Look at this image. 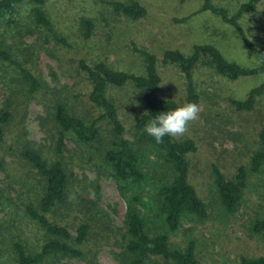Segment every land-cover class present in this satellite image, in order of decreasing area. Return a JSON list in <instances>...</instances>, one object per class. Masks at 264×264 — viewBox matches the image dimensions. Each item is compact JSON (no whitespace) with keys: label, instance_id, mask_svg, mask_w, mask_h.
<instances>
[{"label":"trees","instance_id":"1","mask_svg":"<svg viewBox=\"0 0 264 264\" xmlns=\"http://www.w3.org/2000/svg\"><path fill=\"white\" fill-rule=\"evenodd\" d=\"M260 2L248 0L235 16L209 4H205L203 11L218 15L242 33L237 26L238 20L254 14ZM108 5L111 16L117 21L137 22L147 16V9L137 0ZM50 16L47 0H0V77L5 81L8 94L0 109V149L7 145L13 116L17 110L20 111L18 98L24 95L26 101L39 99L51 91L35 69V65L39 69L35 56L44 50L43 45L38 44L54 42L72 49L68 39L56 31ZM105 26L110 27V22L106 21ZM96 29L97 23L92 18L80 19L79 35L85 41L94 37ZM28 37H36L37 43L27 44L25 40ZM249 48L258 60L253 68L228 61L211 45L195 46L191 55L168 51L161 60L147 50L133 46V51L144 62V74L141 76L116 70L103 61L92 65L80 61L79 75L87 89L82 97L93 110L92 119L84 121L71 113L66 104L57 103L49 109L51 124H48L55 131L50 135L56 146L53 150L55 155L49 158L32 142L19 141V156L32 172L19 179L20 190L15 191L18 205L23 209L14 205L12 193L0 188V209L8 208V214L13 211L16 218L18 215L23 217L30 225L33 239L31 242V238L23 237L27 229L25 224L18 227L22 240L12 243L14 264L86 260L92 252L95 257L97 247L109 241L106 233L113 232L109 213H105L97 203L101 191L98 183L93 192L90 191L92 185H83L74 177L73 166L81 165L69 163L64 157L67 140L74 141L76 147L90 155L98 175L114 181L126 203L124 226L117 233L120 253L116 259L120 264H202L197 257L194 240H188L182 248L171 240V236L183 230L187 222L200 223L209 218V206L199 194L191 175L190 160L198 147L194 140L170 136L157 143L145 132V126L157 115L181 106L173 99L159 96L162 84L160 63L174 67L184 75L186 102L199 103L194 75L201 65L233 81L264 76V48ZM126 88L131 90L125 92L128 101L125 107L119 108L112 93ZM263 98L264 84L250 91L245 99H231L230 103L238 113H248ZM123 109L134 114L130 128L121 119L120 110ZM26 132L22 124L21 130L18 129L19 138L26 137ZM105 135L109 138L107 141ZM258 139L259 148L252 155L249 167H239L232 179H227L217 167H213L214 199L220 210L227 214H235L242 205L250 177L264 172V131ZM8 166L5 160L0 159V173L7 172ZM93 197H97L96 200H92ZM68 218L79 221L76 236L71 234L68 223H65ZM95 225L100 230L96 232L99 243H91ZM251 231L264 241V218H257ZM103 237L107 241L101 242ZM29 241L33 245H28ZM238 264H264V257H242Z\"/></svg>","mask_w":264,"mask_h":264},{"label":"rangeland","instance_id":"2","mask_svg":"<svg viewBox=\"0 0 264 264\" xmlns=\"http://www.w3.org/2000/svg\"><path fill=\"white\" fill-rule=\"evenodd\" d=\"M124 1L47 0V10L56 31L68 39L72 49L54 42L38 44L43 45L44 50L35 56L39 66L38 69L35 65V69L51 91L39 99L26 101L24 95L18 98L20 111L17 110L13 116L7 145L0 149V159L9 164L8 171L0 173V188L8 194L12 193L14 205L23 209L18 205L15 191L20 190L19 179L32 173L19 156V141L32 142L49 158L53 157L56 146L50 135L55 131L53 126H48L51 124L49 109L59 102L66 104L71 113L84 121L92 119L93 110L89 109L82 97L87 89L79 75L80 61L88 65L103 61L116 70L141 76L144 74V62L133 51V46L147 50L161 60L168 51L191 55L195 46L211 45L228 61L242 67L253 68L258 64L256 55L249 47L254 50L264 48V0H261L254 14L238 20L237 26L242 33L218 15L203 9L205 4H209L235 16L248 0H137L147 9V16L137 22L117 21L111 16L108 4ZM83 17L92 18L97 23L94 37L86 41L80 37L78 30ZM106 21L110 22V27L105 26ZM25 41L29 45L37 43L36 37H28ZM159 73L162 78L159 96L173 99L180 105L186 103L184 75L174 67L161 63ZM194 77L200 96V119L191 123L189 132L177 139L194 140L198 147L190 160L191 175L199 194L209 206V218L200 223L187 222L183 230L171 236L172 243L182 248L188 240H194L196 254L202 264H238L242 257H264L262 237L251 231L253 222L257 218H264V172L250 177L244 201L235 214L223 212L215 202L212 172L213 167H217L227 179H232L239 167H249L252 155L259 148V134L264 131V98L248 113H238L230 101L245 99L250 91L264 84V76L233 81L201 65ZM127 91L131 90L126 88L112 93L119 108L125 107L128 101ZM7 95L5 81L0 77V109ZM75 96L80 99H75ZM120 116L124 125L130 128L134 117L132 111L120 110ZM22 124L27 132L26 137L20 139L18 129L21 130ZM126 137L132 140L130 136ZM104 138L105 141L109 139L106 135ZM66 147L64 157L68 162L81 165L73 166L74 177L83 185H92L90 191L93 192L98 183L101 188L98 206L109 213L112 223L110 227L113 232L106 233L109 237L107 244L101 243L95 257L92 252L86 260L93 264H120L116 259L120 253L117 233L124 226L126 203L116 183L102 174L98 175L92 165L94 161L89 159L86 151L76 147L72 140L66 141ZM65 220L71 234L76 236L79 221L74 222L71 218ZM24 224L27 229L23 237L30 239L32 234L28 222L19 215L16 218L13 211L8 214V208L0 209V264H14L12 243L22 240L18 227ZM188 229L191 231L186 232ZM93 231L91 243H99L96 232L100 230L95 225ZM30 241L26 243L33 245ZM103 241L107 239L103 237ZM86 260L63 259L55 264H89Z\"/></svg>","mask_w":264,"mask_h":264},{"label":"clouds","instance_id":"3","mask_svg":"<svg viewBox=\"0 0 264 264\" xmlns=\"http://www.w3.org/2000/svg\"><path fill=\"white\" fill-rule=\"evenodd\" d=\"M200 113L199 103L186 102L174 110H168L152 118L145 126V132L157 143H162L165 136L182 137L189 132L190 124L200 119Z\"/></svg>","mask_w":264,"mask_h":264}]
</instances>
